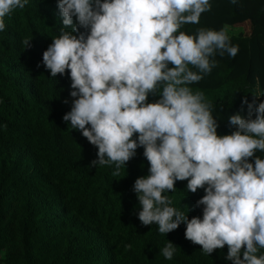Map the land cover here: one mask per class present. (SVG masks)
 Masks as SVG:
<instances>
[{"label": "clouds", "instance_id": "1", "mask_svg": "<svg viewBox=\"0 0 264 264\" xmlns=\"http://www.w3.org/2000/svg\"><path fill=\"white\" fill-rule=\"evenodd\" d=\"M27 3L0 0V32L4 17ZM57 8L63 27L42 63L51 78L71 81L74 99L62 119L98 149L90 165H115L119 175L142 147L148 175L133 191L143 226L166 235L184 223L185 239L204 255L227 245L232 264H264V159L256 155L264 153V102L252 118L255 101L244 99L249 117L231 115L235 131L218 135L212 104L189 87L211 73V57L239 51L224 29L181 30L199 24L209 0H57ZM177 181L191 193L203 189L195 205L203 206L202 219H189L164 194ZM174 253L167 241L161 255Z\"/></svg>", "mask_w": 264, "mask_h": 264}, {"label": "trees", "instance_id": "2", "mask_svg": "<svg viewBox=\"0 0 264 264\" xmlns=\"http://www.w3.org/2000/svg\"><path fill=\"white\" fill-rule=\"evenodd\" d=\"M209 2L211 10L202 13L199 24L181 30L191 35L198 28L224 29L239 48L235 58L211 57L216 62L211 73L189 85L204 93L213 106L218 135H226L235 131L228 123L231 115L249 117L244 99L255 101L252 118L264 102V0ZM4 22L0 264H232L225 259L227 245L204 255L202 246L185 239L184 223L166 235L156 224H141L133 187L137 178L148 175L142 147L119 175H113L115 165H90L98 149L62 119L74 99L69 95L71 81L67 75L51 78L42 63L43 52L63 27L57 0H28ZM158 98L149 96V102ZM256 155L264 159V153ZM186 185L187 181H177L175 192L164 194L189 219H202L203 206L195 205L205 193L188 192ZM167 241L175 247L171 260L161 255Z\"/></svg>", "mask_w": 264, "mask_h": 264}, {"label": "rangeland", "instance_id": "3", "mask_svg": "<svg viewBox=\"0 0 264 264\" xmlns=\"http://www.w3.org/2000/svg\"><path fill=\"white\" fill-rule=\"evenodd\" d=\"M236 33H238V32H236Z\"/></svg>", "mask_w": 264, "mask_h": 264}]
</instances>
